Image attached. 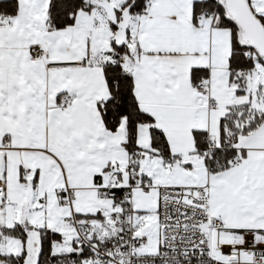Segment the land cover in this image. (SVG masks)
Masks as SVG:
<instances>
[{
    "label": "snow or ice",
    "instance_id": "obj_1",
    "mask_svg": "<svg viewBox=\"0 0 264 264\" xmlns=\"http://www.w3.org/2000/svg\"><path fill=\"white\" fill-rule=\"evenodd\" d=\"M0 264H264V0H0Z\"/></svg>",
    "mask_w": 264,
    "mask_h": 264
}]
</instances>
